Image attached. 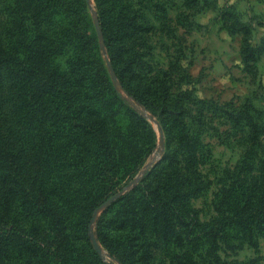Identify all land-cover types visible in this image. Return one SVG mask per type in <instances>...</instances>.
I'll use <instances>...</instances> for the list:
<instances>
[{"label":"rangeland","instance_id":"obj_1","mask_svg":"<svg viewBox=\"0 0 264 264\" xmlns=\"http://www.w3.org/2000/svg\"><path fill=\"white\" fill-rule=\"evenodd\" d=\"M41 1L6 0L7 5H2L0 0V40L20 50L22 34L38 39L44 51L41 76L52 82L48 98L38 105L42 113L36 114L43 120V132L49 134L37 145L29 136L15 141L26 155V191L14 190L9 212L0 206L6 215L0 219V229L14 223L47 238L56 228L63 251H46L44 264H121L96 238L98 228L130 264H218L216 254L228 263L264 264V237L230 250L217 245L210 233H203L222 216L221 208L227 210L223 217L229 216L237 199L231 196L228 205H220L222 186L233 185L238 175L248 186L251 167L236 170L245 150L236 129L220 115L214 117L202 129V144L196 147L192 163L188 162L180 151H171L172 135L163 132L164 139H160V121L173 130L169 116L151 114L116 84L135 110L125 113L109 106L100 77L82 71L81 62L75 60L86 58L97 67L101 64L88 35L96 29L99 17L105 16L124 60H129L128 53H138L124 68L125 82L153 98L158 107L162 101L158 87L169 86L175 92L190 91L219 103H239L249 96L264 109V96H260L264 95V51L250 59L251 64L256 62L255 68L242 60L241 40L246 31L240 25L255 27L250 36L252 44H258L264 26L256 23L264 22V0H50L47 9L40 11L37 4ZM123 13L127 24L118 29ZM96 34L104 50L97 29ZM102 57L111 63L106 53ZM12 81L0 83V108L3 98L15 90ZM56 83L66 89H56ZM52 105L56 118L53 114L46 117ZM34 116L25 123L27 134L35 126ZM5 140L1 131L0 142ZM149 150L140 171L118 183ZM112 185L116 186L115 201H103L86 230L88 204ZM34 186L42 197L37 202L31 200ZM165 224L179 231L181 244L179 236L166 235ZM91 234L102 252L95 248ZM0 264L40 263L11 241L1 247Z\"/></svg>","mask_w":264,"mask_h":264},{"label":"trees","instance_id":"obj_2","mask_svg":"<svg viewBox=\"0 0 264 264\" xmlns=\"http://www.w3.org/2000/svg\"><path fill=\"white\" fill-rule=\"evenodd\" d=\"M94 1L99 2L100 0ZM192 1L198 3V0ZM50 2V0H42L37 4L39 10H46ZM1 4L7 5L6 0H1ZM122 16L124 18H120L118 29H121V27L127 24L124 13ZM106 19L105 16L99 17V25L102 30L105 44L104 50L99 46L96 29L94 27L88 35L91 40L95 42L99 58L101 57V64L97 67L89 59L77 57L75 60L81 62L79 66L80 69L82 71L86 69L89 70L88 74L90 76H93L95 73L100 77L106 89L104 99L109 106L114 105L117 110L118 108L119 110L122 109L125 113L134 111V106L115 86L109 65L102 57V54L106 53L110 58V64L123 91L133 97L136 102L150 111L151 114L158 117L160 114L164 117L169 116V120L173 124V130L171 131V127L166 126L169 132H165L167 128L163 126L160 121L161 130L164 134L168 133L172 135L174 144L171 146V151H174L176 154L180 151L184 160L188 162L192 163L196 153H194L196 147L202 144V129L214 122V117H218L217 115L224 118L225 123L232 130L236 129L237 133L243 138L245 150L240 161L236 165V170L237 173H239L242 171L243 167H251L248 172V186H246L240 175L237 176L238 178L235 179L233 185L229 183L222 186L220 189V205L223 204L225 206V204H227V199L231 196L237 197V199L234 205L229 208V216L223 217L224 212H227V210L221 208L220 212L222 216L203 233H210L215 237L217 245L221 243L224 245L222 246L223 248L226 246L230 250L234 248L242 249L246 243L253 244L255 237H264V109L258 108L253 103L252 97L249 96L243 98L239 103L233 100L219 103L212 97L198 98L194 94H191L190 91L175 92L169 86H166L164 89L162 86L158 87L162 89V93L160 94V98L162 99L161 106L158 107L153 98H149L137 92L134 86L125 82L123 76L124 68L128 62L135 61V57L138 56V53H128L127 57L129 60H124L120 54V46L114 42L116 38L114 34L115 31L109 30ZM14 25L16 24L14 23ZM225 25L228 26L227 24ZM240 25H242L246 31V34L242 36L241 40L242 60L247 65H252V67L255 68L256 62L251 64L250 59H254L256 52L261 50L264 51V34L260 38L259 43L253 45L250 35L255 27L249 23H240ZM256 25L264 26V22H257ZM19 30L22 31L21 28ZM21 40H23V44L20 50L9 48L0 40V83L12 78L15 89L10 96L3 98V105L0 108V132L2 131L3 135L6 137L5 141L0 142V206H6L8 208L6 210L7 212H9L10 205L15 197L14 190L26 191V155L22 152V147L15 141L20 142L24 136H29L31 142H35L34 144L37 145L43 141V136L49 134L43 132L41 125L43 120H40V118L36 116V114L42 113L38 105L48 98V92L52 90L50 78H43L41 76L43 65L40 62V58L44 55V51L39 47V43L36 42L38 39H33L31 35L22 34ZM188 79L192 81L190 76H188ZM38 83H41L40 90ZM57 88L66 89L65 85L62 83H56V89ZM100 90H103V88ZM42 91L46 93L44 94ZM33 103L34 105L31 106ZM192 104H194L195 107L192 106ZM49 111L50 112H46V117L53 114L56 118V107H54V105L49 108ZM33 115H35V126L30 128L31 132L27 134L25 123H28ZM55 121L48 123H55ZM176 127L177 132L174 130ZM198 128L200 132H198ZM224 131L227 132V130ZM151 133L154 138V131H151ZM219 133V135H221L220 131ZM149 152L150 150L145 156H142L138 161L134 162L132 168L118 183H121L123 179L130 180L133 178L144 165ZM145 175L146 174H144V176ZM115 190V185L110 186L102 192L98 198H94L92 202L88 204L84 221L86 230H88V224L94 210L103 201L110 198H112V203L115 201ZM31 200L33 202L42 200L40 192L38 190L35 192V186L33 188ZM161 201L163 203H168L164 198H162ZM4 213L5 211L0 208V219L2 220L6 218ZM163 216H165V213ZM166 219L167 216L164 217V220ZM100 220L101 217L99 216L96 223L97 226H99ZM165 225L164 230H166V235L169 237L179 236L181 244L182 236L179 231L169 226L170 224ZM51 234V237L48 236L45 238L36 231L13 223L8 227L0 229V252L1 247L6 242L14 241L18 243L19 246L27 249L28 256H34L38 263L44 264L48 259L47 256H45L46 251L54 249L55 251L61 252L60 250L63 248V239L59 238V236L57 237L56 228H54V231L51 230ZM96 238L107 249L112 258L120 261L121 264H130L125 254H121L119 250L112 248L110 244H108L103 238L99 228L96 229ZM230 238H233L237 242H231ZM40 253H42V256H39ZM57 253L58 252H56L55 255ZM94 254L97 258L100 257L97 251H94ZM216 262H218V264H244L243 262L237 263L236 261L231 263L225 262L217 254Z\"/></svg>","mask_w":264,"mask_h":264},{"label":"water","instance_id":"obj_3","mask_svg":"<svg viewBox=\"0 0 264 264\" xmlns=\"http://www.w3.org/2000/svg\"><path fill=\"white\" fill-rule=\"evenodd\" d=\"M95 25H96V29H97V32H98V35H99L100 41H101L102 44H104V38H103V34H102L101 27H100V25H99V22L96 21V22H95ZM109 69H110L111 76H112V78H113V80H114V83L116 84V86H118L119 88H121V85H120L119 81L117 80L116 74H115V72H114V70H113L111 64H109ZM158 131H159V133H160V139H161V141H162V140L164 139V135H163V132H162V130H161L160 127H158ZM111 199H112V198H110L109 200H111ZM91 238H92V241H93V244H94L95 248H96L99 252H102V250H101L100 246L98 245V243H97V241H96V239H95V237H94L93 234H91Z\"/></svg>","mask_w":264,"mask_h":264}]
</instances>
